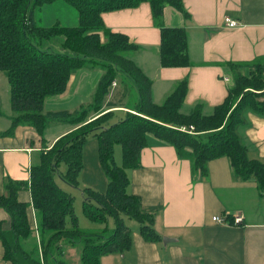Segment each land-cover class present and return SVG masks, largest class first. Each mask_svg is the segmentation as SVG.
<instances>
[{
	"label": "trees",
	"instance_id": "obj_1",
	"mask_svg": "<svg viewBox=\"0 0 264 264\" xmlns=\"http://www.w3.org/2000/svg\"><path fill=\"white\" fill-rule=\"evenodd\" d=\"M56 1L0 0V70L9 80L13 110L8 131L27 124L43 132L52 120L79 125L42 150L40 160L32 165L30 180L6 181L9 192L0 194V207L12 217L9 229L0 228L6 259L14 264H69L64 254L65 242H69L82 245V264H101L102 254L132 245L125 215L141 221L145 239H161L153 226L154 213L144 210L140 196L128 189L127 169L141 166V150L148 145L150 133L172 144L178 156L189 158L194 177L206 175L207 162L224 155L229 157L235 176L254 177L259 189L264 190V161L248 156L247 145L238 133L245 109L264 114V99H254L253 90L243 91L251 87L256 93H264V63L230 62L233 84L227 87L222 101L207 114L202 112L201 102L183 112L180 107L188 90L187 77L175 84L162 103L155 102L153 80L131 57L138 43L107 26L103 18L105 11L148 1L161 30V64L190 65L186 27L164 22L167 4L188 15L182 0H64L78 10V23L65 24L59 19L49 25L39 23L37 11ZM57 45L64 50H55ZM81 67L101 72L90 103L74 110H46L47 96L65 91L71 74ZM114 81L122 84V93L127 96L124 103L133 110H126L125 117L113 122L116 110L105 106L116 105L115 100H108ZM91 132L99 137L100 159L109 186L105 191L83 189V209L90 219L106 223L100 230L79 225L75 195L56 179L59 174L78 185L82 144ZM117 143L122 147L121 164L114 159ZM63 162L67 164L64 172L60 170ZM22 187L32 192L38 238L29 222L27 202L17 196ZM109 217L114 219L113 227L108 224Z\"/></svg>",
	"mask_w": 264,
	"mask_h": 264
},
{
	"label": "crops",
	"instance_id": "obj_2",
	"mask_svg": "<svg viewBox=\"0 0 264 264\" xmlns=\"http://www.w3.org/2000/svg\"><path fill=\"white\" fill-rule=\"evenodd\" d=\"M182 2L188 15L167 4L164 22L186 27L190 65L161 64V30L154 22L148 1L136 7L105 11L103 18L107 26L126 33L138 43L139 48L131 57L153 80L155 102L162 103L175 84L187 77L188 90L180 110L189 112L201 102L202 112L207 114L233 84L230 62L264 63V0ZM225 16L236 19V25H228ZM100 75L98 70L79 68L71 74L65 91L54 94L48 107L45 102V109L74 110L89 103ZM115 104L109 106L116 112L130 109L123 102ZM12 113L9 80L0 70V194H8V179L30 180L32 165L40 160L42 150L79 126L66 122L50 134L46 132L49 124L43 132L33 125L18 124L10 132ZM242 115L238 133L247 145L248 156L264 161V114L245 109ZM148 137V145L141 150V166L127 169L128 189L140 196L144 210L154 213L153 226L162 237L156 241L145 239L141 221L134 218L138 224L132 225L125 215V222L131 228L132 245L123 251L102 254L101 264H264V190L259 189L256 179L235 176L229 157L224 155L207 162L206 175L194 177L189 158L178 156L169 142L151 133ZM83 159L87 161L84 154ZM101 163L99 158L98 165L103 170L97 168L86 173L82 170L84 165L80 170L76 186L83 194L88 186L102 191L107 187L109 178ZM17 196L27 202L29 222L38 238L31 189L22 187ZM214 215L230 222H218L213 219ZM236 215H241L239 222L233 221ZM79 220L78 216V223ZM92 221L98 223L92 225L98 229L106 224ZM111 221L109 217L108 224L113 227ZM68 223L72 225L71 220ZM11 225V214L0 207V228L9 229ZM0 264H14L4 257L1 239Z\"/></svg>",
	"mask_w": 264,
	"mask_h": 264
},
{
	"label": "rangeland",
	"instance_id": "obj_3",
	"mask_svg": "<svg viewBox=\"0 0 264 264\" xmlns=\"http://www.w3.org/2000/svg\"><path fill=\"white\" fill-rule=\"evenodd\" d=\"M58 2H61V3H58ZM58 2L56 1L55 3H52V4H46L44 7H42L41 9H39L37 11L36 18L38 19L39 23L44 24V25H49V24L54 23L58 19L62 23H65V24L74 25V24L78 23V19H79L78 10L73 5H71L70 3H68L64 0H58ZM54 49L60 50V51L64 50L62 47H60V45H57ZM89 82H90V80L88 81V83ZM247 89L254 91V95L252 96L254 99H259V100L264 99V93H262V92L260 94L256 93L257 90L252 89L251 87H246L243 89V91H245ZM122 90H123V87L119 81H117V83H114L113 89L108 95V100L111 99V100H115V102H123V103L126 102L127 96L125 94L123 95ZM249 92H252V91H249ZM53 96H55V95L47 96L46 106L49 103H51L50 99ZM89 103L84 104L82 106H87ZM105 107H107L108 109H112V107H109V105H107ZM131 110H133V109H131ZM121 117H125V112H123V111L115 112L113 122L117 121ZM65 125H66L65 121L52 120L49 123L46 132L53 134V133H55V131L64 127ZM98 146H100L99 137L96 136L94 134V132L89 133V135L87 136V139L82 144V152L84 155L87 156V161L85 159H83L84 167L82 170H86V173H89L91 170H97V168L100 170H103L101 165L100 164L98 165L99 158H100V155L98 156ZM94 156H96V159ZM114 159H115L116 163H118V164L122 163V147L119 143L115 144ZM66 167H67L66 164L62 163L60 166V170H62L64 172L66 170ZM56 179L64 189L68 190L69 192L73 193L74 195L75 194L77 195L76 201H74V207H75V212L79 216V219H80L79 225L82 228H85L87 230L98 229L97 227L92 226L93 224H95V223L98 224V223L93 222L91 219H89V217H87V215L83 211L82 205H83V200H84L85 194L82 193V189H80V187L74 186L71 183L67 182L59 174H56ZM77 181L79 182L78 177H77ZM108 186L109 185H107V187ZM107 187L103 191H105L107 189ZM85 188H87V187H85ZM100 191H102V190H100ZM128 219H129V223H131L132 225L138 224V220L131 218V217H129ZM111 220H112L111 224L113 225L114 220L112 217H111ZM103 225H104V223H103ZM100 229H98V230H100ZM65 243H66L65 244L66 245L65 257L67 258V260H69V262H70L69 264H82V260H81L82 245L81 244H75L74 245V244H70L69 242H65Z\"/></svg>",
	"mask_w": 264,
	"mask_h": 264
},
{
	"label": "built area",
	"instance_id": "obj_4",
	"mask_svg": "<svg viewBox=\"0 0 264 264\" xmlns=\"http://www.w3.org/2000/svg\"><path fill=\"white\" fill-rule=\"evenodd\" d=\"M224 20L226 21V23L230 26L236 25L237 21L236 19L230 17V16H225ZM114 83H117V81H114ZM213 219H215L218 222H230L229 220H227L226 218H222L219 215H214ZM241 220V215H236L234 216L233 221L234 222H239Z\"/></svg>",
	"mask_w": 264,
	"mask_h": 264
}]
</instances>
